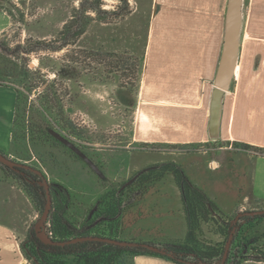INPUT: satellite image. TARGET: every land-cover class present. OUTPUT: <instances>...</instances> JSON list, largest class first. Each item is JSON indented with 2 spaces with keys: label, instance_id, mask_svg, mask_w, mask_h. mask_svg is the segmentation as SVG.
I'll return each mask as SVG.
<instances>
[{
  "label": "rangeland",
  "instance_id": "obj_1",
  "mask_svg": "<svg viewBox=\"0 0 264 264\" xmlns=\"http://www.w3.org/2000/svg\"><path fill=\"white\" fill-rule=\"evenodd\" d=\"M94 1L0 0V23L9 22L0 34V76L5 85L0 86V152L17 163L39 168L48 181L66 186L79 214L107 189L117 188L135 173L164 162L178 164L198 188L203 186L220 199L229 197L227 191L236 180L229 162L217 171H207L197 162L200 156L179 154L199 146L133 142L134 137L149 138L147 132L156 122V135L167 140L175 120L170 118L188 110L207 109L228 0H126L127 6L118 0H98L106 14L98 17L90 10L80 13ZM74 16L85 24L82 36L75 40L70 37L69 46L61 50H49L61 45L59 33ZM241 36L242 75L238 80L234 77L230 85L226 119H263L259 117L263 106L248 105L236 95L248 94L253 84L264 86V0H245ZM38 43L46 48H36ZM46 85L49 98L56 99L55 104L72 122V132L54 113L39 114L48 105L42 92ZM15 90L21 99L19 115L24 114L19 120L49 127V134L54 131L66 138L101 170L104 180L55 138L43 144L28 139L10 143ZM140 96L149 98L141 101ZM140 119L145 120L141 123ZM153 189L156 192L149 195ZM146 196L164 201L162 210L173 212L181 204L172 177L165 175L124 215V223L140 214ZM1 218L12 224L20 241L40 215L0 168ZM171 219L162 223V229L180 231L184 217L181 220L174 213ZM150 223L143 220L137 226ZM257 230L264 232V228ZM206 237L220 240L211 233Z\"/></svg>",
  "mask_w": 264,
  "mask_h": 264
},
{
  "label": "trees",
  "instance_id": "obj_2",
  "mask_svg": "<svg viewBox=\"0 0 264 264\" xmlns=\"http://www.w3.org/2000/svg\"><path fill=\"white\" fill-rule=\"evenodd\" d=\"M118 1L127 6L126 0ZM86 10L93 11L98 17L106 14L101 10L98 0L91 2L88 7H83L80 13L84 14ZM84 26L85 24L78 22L74 16L59 33V38L61 36L63 40L61 45L49 50L58 51L69 46V38L73 37L75 40L82 36ZM36 48L46 47L43 43H38ZM2 81L1 79L0 86H5ZM42 92L46 94L43 99H48L46 100L48 105L42 107L39 114L43 115L45 111L54 113V116L62 122L63 127L72 132L74 126L66 117L64 109L55 104L54 97L52 100L49 98V86L46 85ZM15 93V112L10 131L11 144L26 139L34 144H43L48 139H54L48 133L49 127L32 125L19 120L23 119L24 114L20 117V93L16 90ZM55 141L58 143L57 140ZM184 146L189 147V145ZM236 146L264 155L263 149H254L246 144H236ZM74 156L83 162L80 157L75 154ZM11 160L16 162L15 159ZM20 164L27 167L9 168L0 164V168L5 172L6 177L24 192L34 210L41 217L47 204L43 184V180L47 178L39 168L29 164ZM31 168L40 171L42 175L36 174ZM165 175L172 177L178 189L186 225L185 235L181 239L168 240L163 243L147 242L165 251L166 254H156L141 247H120L95 240L79 241L63 246L56 244L89 237L143 243L135 239L120 238V231L124 226L123 217ZM47 184L51 199V209L47 220L38 232L34 227L36 223H32L27 229L25 238L19 243L20 253L29 264H133V258L140 255L159 257L174 264H220L226 242L234 228L232 242L224 264H245L248 261L264 264V232H259L256 228L260 222L264 221V216H243L237 223H234L235 217L223 214L204 191L194 185L182 168L174 162L152 165L135 173L117 188L104 191L93 205L85 209L83 214H79L75 209L74 196L66 186L60 182L48 180ZM209 233L218 236L220 240L213 241L207 238L206 234Z\"/></svg>",
  "mask_w": 264,
  "mask_h": 264
},
{
  "label": "crops",
  "instance_id": "obj_3",
  "mask_svg": "<svg viewBox=\"0 0 264 264\" xmlns=\"http://www.w3.org/2000/svg\"><path fill=\"white\" fill-rule=\"evenodd\" d=\"M8 24L9 22L4 24L0 23V34L8 26ZM241 47L242 36L240 54L234 74V77H238L236 78L237 80L242 75ZM249 87L250 89H248V94H241L238 96L237 93L236 98L241 102L246 101L248 105H259L264 107V86L260 84H253ZM228 95L229 92L226 93L224 100L220 126V140L218 144L219 147H212L208 138V102L206 103L207 109L205 107H201L195 111L188 110L179 117L170 118L175 120L172 122V125H170L171 127L169 132H167V134H169L167 135V140H161L158 135H156L155 128L158 124V122H156L153 123L154 126L147 132V134H149V138L137 139L134 137L133 142L136 145L155 144L162 147L183 145L194 147L199 146L196 150H190L179 154H195L196 156H200L197 162L207 171H217L229 162L232 166L233 176L236 178L233 186L231 187L232 191L230 189L227 191L229 197L220 199V197L218 198V196L208 191L207 188L200 186V189L204 191V193L215 203L223 214L229 217H236L239 213L264 210V155H260L255 151L243 150L236 146V144H246L254 149L264 150V113L259 114V117L262 116L263 119H226V108L229 100ZM150 96L151 94L149 97ZM149 97L144 98L143 96H140L141 101H146ZM145 108L151 110L152 113H156L149 107ZM161 116H163L162 119H168L167 116ZM143 120L145 119H140V122L142 123ZM12 121L13 117L11 119V125ZM10 131L9 140L11 143ZM10 148L11 145L9 150ZM162 151L165 150L162 149ZM232 154L234 156H232ZM154 192H156L154 189L151 190L149 195H152ZM165 198H167V196H165ZM145 200L146 201L140 205V214L130 218V223L125 220L124 226L120 231V238L135 239L143 243H163L168 240L183 238L186 228L183 222L184 219L182 220L183 214L181 204L179 203L176 205V210L172 212L170 209L162 210L166 203L164 201L161 202V199L155 196H146ZM78 202H80L84 208L87 205L84 201L78 200ZM174 213H176L177 218L182 220L180 221V231H164L162 229V225L168 220H172L171 216L174 215ZM7 218L0 219V264H29L22 257L19 250V243L22 240H18L17 231L12 224L10 225V223L6 221ZM143 220L151 223L147 224V226H137V224ZM134 224H136V226H134ZM256 228H264V221L260 222ZM26 232L24 236L26 235ZM132 262L133 264H174L165 259L147 255L136 256L133 258ZM245 264L263 263L248 261Z\"/></svg>",
  "mask_w": 264,
  "mask_h": 264
},
{
  "label": "water",
  "instance_id": "obj_4",
  "mask_svg": "<svg viewBox=\"0 0 264 264\" xmlns=\"http://www.w3.org/2000/svg\"><path fill=\"white\" fill-rule=\"evenodd\" d=\"M245 0H228L227 3V10L225 15V25H224V35H223V42L220 51V57L218 60V64L216 67L215 76L213 79V90L208 100V126H207V133L210 144H219L220 140V126H221V119L223 114V106L226 93L230 90V85L234 78L236 66L238 63L239 52H240V38H241V29H242V22H243V9H244ZM50 135L55 138L58 142L62 145L67 147L70 151L80 157L87 166L102 180H104L103 173L101 170L92 162L90 161L80 149H78L74 144L68 141L66 138L61 136L60 134L49 131ZM0 164L9 167V168H19V167H27L15 161H12L2 153H0ZM32 169V168H31ZM36 174L42 175V173L38 170L32 169ZM43 184L46 190L47 195V204L45 210L40 217V219L35 224V229L38 232L42 225L47 220L48 214L51 209V199L49 195V189L47 180H43ZM243 216H264V210L259 211H251V212H243L239 213L235 219L234 223H237L239 218ZM235 228L233 229L232 233L230 234L228 241L225 245V251L222 257V261L220 264H224L226 258L228 256V252L230 249V245L232 242L233 234ZM44 240V236L42 237ZM85 240H95L101 241L108 244L117 245L120 247H141L145 248L153 253L164 255L166 254L165 251L161 250L157 246L150 245L147 243H133L127 241H117L107 238H79L74 239L68 242H61L56 243L57 245L63 246L66 244H71L79 241Z\"/></svg>",
  "mask_w": 264,
  "mask_h": 264
}]
</instances>
